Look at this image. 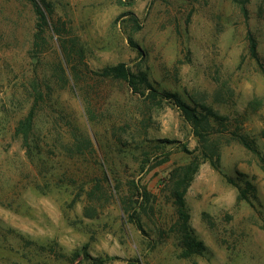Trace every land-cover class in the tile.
I'll return each mask as SVG.
<instances>
[{
  "label": "rangeland",
  "instance_id": "rangeland-1",
  "mask_svg": "<svg viewBox=\"0 0 264 264\" xmlns=\"http://www.w3.org/2000/svg\"><path fill=\"white\" fill-rule=\"evenodd\" d=\"M119 64L137 90L104 76ZM192 163L184 199L205 250L182 258L171 187ZM84 253L264 264V0H0V264Z\"/></svg>",
  "mask_w": 264,
  "mask_h": 264
},
{
  "label": "trees",
  "instance_id": "trees-1",
  "mask_svg": "<svg viewBox=\"0 0 264 264\" xmlns=\"http://www.w3.org/2000/svg\"><path fill=\"white\" fill-rule=\"evenodd\" d=\"M43 2V0H42ZM35 14L37 19V28L39 29V32L41 33L43 27L47 26V20L45 13L41 10L39 6H35ZM53 32L59 38L61 37L59 35L60 31L53 27ZM63 47V45H62ZM250 53L253 57H256V47L254 42L251 41L250 43ZM104 76L111 77L113 79L123 81L126 83L129 87H131L133 90H137L136 86L137 83H135V77L133 74H131L129 71L126 70L123 64L116 65L114 67L109 68L104 72ZM146 83V78H141V84ZM146 86L148 87V83H146ZM151 93V97L153 100L156 99L157 93L153 91L150 87H148ZM159 97H165L169 100H173L172 102L180 108L182 113L185 115L187 120L193 121L195 119L194 113L195 111L187 107L185 104L181 103L179 100L175 99L173 96L170 95H161L158 94ZM36 104L31 106L28 113L24 118H22L16 127V133L19 134L24 143H27V138L30 135V132L33 128V120L34 115L36 112ZM212 166H214L217 169V166L215 163L212 162ZM197 169V164L192 163L188 167H186L184 170H186L184 175H174L173 179L175 180L172 185L171 189V196L173 199V202L176 206L177 210V219L175 224L172 226V231L176 232L178 234L177 238V245L180 250V256L182 258H189L193 255H199L202 254L205 250V246L201 240H199L193 229L190 226L189 223V213L188 209L185 204L184 199V193L189 185V182L192 178L193 172H195ZM177 173V172H176ZM84 256L87 261L90 262V264H103L101 262H98L96 259L89 257V255L84 253Z\"/></svg>",
  "mask_w": 264,
  "mask_h": 264
}]
</instances>
